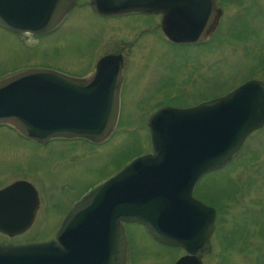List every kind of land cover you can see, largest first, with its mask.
Wrapping results in <instances>:
<instances>
[{
  "label": "water",
  "instance_id": "water-1",
  "mask_svg": "<svg viewBox=\"0 0 264 264\" xmlns=\"http://www.w3.org/2000/svg\"><path fill=\"white\" fill-rule=\"evenodd\" d=\"M77 0H0V27L47 35ZM101 16L162 15L173 43L197 44L218 24L216 0H91ZM121 56L101 58L90 77L28 69L0 80V126L37 144L86 140L102 144L119 120ZM147 127L151 151L90 190L62 219L54 239L0 244V264H126L124 225L138 224L157 242L201 264L211 250L216 211L193 196L206 174L228 164L245 140L264 127V81L249 80L192 107H163ZM40 199L27 181L0 189V234L14 238L33 225Z\"/></svg>",
  "mask_w": 264,
  "mask_h": 264
},
{
  "label": "rangeland",
  "instance_id": "rangeland-1",
  "mask_svg": "<svg viewBox=\"0 0 264 264\" xmlns=\"http://www.w3.org/2000/svg\"><path fill=\"white\" fill-rule=\"evenodd\" d=\"M88 1L78 0L58 29L43 37H20L0 27V80L35 68L90 77L108 52L121 51L126 62L119 122L104 143L55 139L37 144L11 126H0V189L26 180L40 196L32 227L14 238L0 234V244L54 239L77 201L150 152L146 123L155 109L192 107L249 80L264 81V0H224L221 33L197 48L169 43L154 16L101 18ZM98 37L105 40L96 51ZM193 195L217 210L213 257L225 264H264V127L249 135L233 160L203 176ZM124 227L127 264H170L183 253L158 244L141 225Z\"/></svg>",
  "mask_w": 264,
  "mask_h": 264
},
{
  "label": "flooded vegetation",
  "instance_id": "flooded-vegetation-1",
  "mask_svg": "<svg viewBox=\"0 0 264 264\" xmlns=\"http://www.w3.org/2000/svg\"><path fill=\"white\" fill-rule=\"evenodd\" d=\"M86 5H88V7L90 8V10H91V12L94 14V15H96V16H98V17H101V18H114V17H122V16H132V15H142V14H136V13H133V14H124V15H120V16H101V15H98V14H96L94 11H93V9H92V7H91V0H89L88 1V3L86 4ZM216 6H217V10H218V13L216 14L217 16H218V24H217V27H216V29L214 30V31H212L210 34H209V36L207 37V39H205V40H203V41H201V42H199V43H197V44H186V45H184V44H178V43H173V42H171L165 35V38L167 39V41L169 42V43H171V44H173V45H176V46H179V47H182V45L183 46H188V47H190V48H197V47H203V46H206V44L209 42V40L210 39H212V38H214V37H216V36H219V34L221 33V31H222V27H223V25H224V20H225V2H224V0H216ZM78 7V0H77V3H76V6L74 7V9L75 8H77ZM74 9L68 14V15H70L73 11H74ZM67 15V16H68ZM144 16H147V15H144ZM150 16H154V18H157L158 19V27L160 28V30L162 31V33H163V30H162V28H161V23H162V15H150ZM66 18V17H65ZM146 30H142L141 32L142 33H144ZM164 34V33H163ZM37 38V37H36ZM105 39L103 38V37H98L97 38V40H96V44H97V47H98V49H97V47H96V51H98V50H100V48L103 46L102 44H103V41H104ZM119 44H123V42H121V43H119ZM98 45H100V46H98ZM95 51V50H94ZM109 55H115V56H121V59H122V64H121V77H122V81H121V87H120V92H119V98H120V103H122V101L124 100V89H125V83H124V81H125V64H126V62H125V57L123 56V54H122V52L121 51H117V52H108V53H105L104 55H102L99 59H98V61L101 59V58H103V57H105V56H109ZM98 61L96 62V65H95V69H96V66H97V63H98ZM95 69H94V72H95ZM93 72V73H94ZM167 107V106H166ZM161 108H163V107H161ZM160 108H158V109H155V111H153L152 113H151V115L153 114V113H155L157 110H159ZM150 115V116H151ZM146 125H147V123H146ZM147 129H148V127H147ZM148 134H149V132H148ZM243 146V145H242ZM242 148V147H241ZM240 148V149H241ZM240 151V150H239ZM238 151V152H239ZM238 152L233 156V158L231 159V160H233L234 158H235V156L238 154ZM147 153H149V151L147 152ZM24 181H26V180H24ZM28 182V181H27ZM38 196H39V193H38ZM39 199H40V196H39ZM201 201V200H200ZM206 204V203H205ZM206 205H208V204H206ZM208 206H210V205H208ZM211 207H213V206H211ZM214 209H215V207H213ZM215 211H216V219H215V224H216V220H217V216H218V214H217V210L215 209ZM149 234V233H148ZM126 236L128 237V234H126ZM213 236V235H212ZM212 238V237H211ZM128 239V238H127ZM153 239V238H152ZM154 240V239H153ZM155 242H157L156 240H154ZM210 242H211V250H210V252H212L213 251V244H212V241L210 240ZM158 244H161V243H159V242H157ZM161 245H163V244H161ZM164 246H166V245H164ZM173 248V247H172ZM178 249H180V248H178ZM180 251L181 252H183L182 254H178V255H174V259L171 261V263L170 264H176L178 261H180L181 259H183V258H185L187 255L185 254V252L182 250V249H180ZM210 252L209 253H207V254H204V255H202V257H201V264H225L226 263V261H224L223 260V258L222 257H219V256H215V257H213L211 254H210ZM128 256H129V246H128V242H127V261H128ZM211 257H213V259L211 260L210 258ZM127 264V263H126ZM185 264H188V263H185Z\"/></svg>",
  "mask_w": 264,
  "mask_h": 264
},
{
  "label": "trees",
  "instance_id": "trees-1",
  "mask_svg": "<svg viewBox=\"0 0 264 264\" xmlns=\"http://www.w3.org/2000/svg\"><path fill=\"white\" fill-rule=\"evenodd\" d=\"M20 37H22L21 35H19ZM217 39V36L216 37H214V38H212V39H210L209 40V42L206 44V46H209L214 40H216ZM186 47V46H185ZM188 47V46H187ZM182 48V47H181ZM232 90V89H231ZM229 92V91H228ZM227 92V93H228ZM8 126V125H7ZM10 127V126H9ZM12 128V127H11ZM216 208V207H215ZM219 211V210H218Z\"/></svg>",
  "mask_w": 264,
  "mask_h": 264
}]
</instances>
